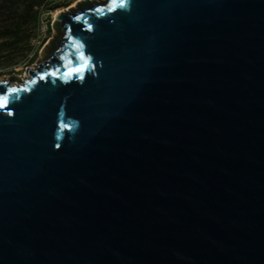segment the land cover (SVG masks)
<instances>
[{
	"label": "water",
	"instance_id": "95a60500",
	"mask_svg": "<svg viewBox=\"0 0 264 264\" xmlns=\"http://www.w3.org/2000/svg\"><path fill=\"white\" fill-rule=\"evenodd\" d=\"M55 21L0 79V264H264V0Z\"/></svg>",
	"mask_w": 264,
	"mask_h": 264
},
{
	"label": "rangeland",
	"instance_id": "374dc122",
	"mask_svg": "<svg viewBox=\"0 0 264 264\" xmlns=\"http://www.w3.org/2000/svg\"><path fill=\"white\" fill-rule=\"evenodd\" d=\"M11 1L0 0L3 3L0 6V30L15 26L19 27V35L28 37L18 40L12 51L0 55V79L13 77V82H17L28 76L29 68H34L46 59L48 48L52 47L56 37L62 35V31L56 27L54 10L69 8L78 0H42L38 4L39 14L35 19L25 15L26 0ZM90 1L102 3L106 0Z\"/></svg>",
	"mask_w": 264,
	"mask_h": 264
},
{
	"label": "trees",
	"instance_id": "16d2710c",
	"mask_svg": "<svg viewBox=\"0 0 264 264\" xmlns=\"http://www.w3.org/2000/svg\"><path fill=\"white\" fill-rule=\"evenodd\" d=\"M42 0H26V10L25 15L28 14L29 17L35 19L37 18L39 14L38 10V4ZM15 2V0L11 1ZM3 3H0V6H2ZM23 15V16H25ZM26 19V17H25ZM24 19V20H25ZM19 27H7L5 29L0 30V55H2L5 52L12 51V48H15L17 46V41L22 39L23 37L27 39L28 36L26 35H19ZM7 36L10 37V39L5 38ZM4 37V38H3ZM3 38V39H2ZM7 39V40H6ZM33 59V58H32Z\"/></svg>",
	"mask_w": 264,
	"mask_h": 264
},
{
	"label": "bare ground",
	"instance_id": "6f19581e",
	"mask_svg": "<svg viewBox=\"0 0 264 264\" xmlns=\"http://www.w3.org/2000/svg\"><path fill=\"white\" fill-rule=\"evenodd\" d=\"M60 11H61V9H56V10H54V12H53L54 17H56V15H57Z\"/></svg>",
	"mask_w": 264,
	"mask_h": 264
},
{
	"label": "snow or ice",
	"instance_id": "6c2138e0",
	"mask_svg": "<svg viewBox=\"0 0 264 264\" xmlns=\"http://www.w3.org/2000/svg\"><path fill=\"white\" fill-rule=\"evenodd\" d=\"M77 18H79V17H77ZM84 57L83 56H81V59H83ZM13 91H15V90H13ZM0 99H6V97H0Z\"/></svg>",
	"mask_w": 264,
	"mask_h": 264
}]
</instances>
